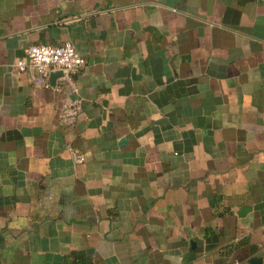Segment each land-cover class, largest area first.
<instances>
[{"label": "crops", "instance_id": "1", "mask_svg": "<svg viewBox=\"0 0 264 264\" xmlns=\"http://www.w3.org/2000/svg\"><path fill=\"white\" fill-rule=\"evenodd\" d=\"M0 264H264V0H0Z\"/></svg>", "mask_w": 264, "mask_h": 264}, {"label": "built area", "instance_id": "2", "mask_svg": "<svg viewBox=\"0 0 264 264\" xmlns=\"http://www.w3.org/2000/svg\"><path fill=\"white\" fill-rule=\"evenodd\" d=\"M86 60L77 52L71 42L60 46L31 45L25 56L17 62L16 71L19 74H30L32 82L37 87L53 89L61 92L66 86L69 95L65 98L61 112L60 121L67 127L74 126L83 110V97L80 88L75 81V76L86 68ZM61 73L56 85H51V76ZM67 152L76 165L86 162V155L72 145L67 147Z\"/></svg>", "mask_w": 264, "mask_h": 264}, {"label": "water", "instance_id": "3", "mask_svg": "<svg viewBox=\"0 0 264 264\" xmlns=\"http://www.w3.org/2000/svg\"><path fill=\"white\" fill-rule=\"evenodd\" d=\"M61 76H62L61 73L53 74V75L51 76V80H50L51 85H52V86H55V85H56V81H57V79H58L59 77H61Z\"/></svg>", "mask_w": 264, "mask_h": 264}]
</instances>
